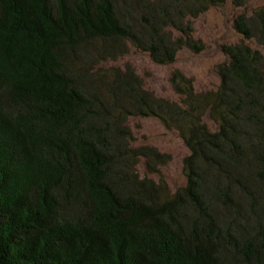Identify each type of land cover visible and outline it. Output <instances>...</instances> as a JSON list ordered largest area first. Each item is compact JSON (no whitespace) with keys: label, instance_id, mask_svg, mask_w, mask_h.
Returning <instances> with one entry per match:
<instances>
[{"label":"trees","instance_id":"16d2710c","mask_svg":"<svg viewBox=\"0 0 264 264\" xmlns=\"http://www.w3.org/2000/svg\"><path fill=\"white\" fill-rule=\"evenodd\" d=\"M228 3L217 88L176 69L172 100L108 65L202 51L195 20ZM131 117L178 132L184 186L140 174L170 156ZM0 264H264V0H0Z\"/></svg>","mask_w":264,"mask_h":264},{"label":"rangeland","instance_id":"374dc122","mask_svg":"<svg viewBox=\"0 0 264 264\" xmlns=\"http://www.w3.org/2000/svg\"><path fill=\"white\" fill-rule=\"evenodd\" d=\"M258 2H253L255 6ZM242 9H234L231 4L213 7L195 20L194 37L203 41L204 48L200 52L182 49L175 62L159 64L153 61L146 52L132 47L130 52L108 65L124 67L131 64L142 77L146 88L158 96L178 100L170 81L171 74L176 69L193 78L197 91L215 89L220 84L218 66L226 60L222 46L235 43L241 39L233 28V15ZM207 124L214 128L213 122L205 118ZM129 125L135 136V146L148 144L155 146L161 152L170 156L168 163L159 166V173L149 174L143 163L138 166L140 174H148L155 180L165 179L172 191L186 184L183 172V159L189 150L177 131L167 130L156 118L131 117Z\"/></svg>","mask_w":264,"mask_h":264}]
</instances>
